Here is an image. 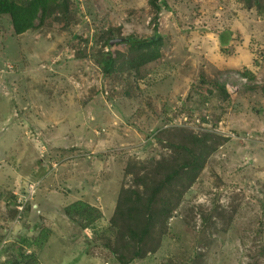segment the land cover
I'll return each instance as SVG.
<instances>
[{
	"label": "rangeland",
	"instance_id": "rangeland-1",
	"mask_svg": "<svg viewBox=\"0 0 264 264\" xmlns=\"http://www.w3.org/2000/svg\"><path fill=\"white\" fill-rule=\"evenodd\" d=\"M151 1L50 0L22 35L0 16V264H264V15L243 0ZM108 69L135 73L141 96ZM177 131L207 140L198 179L137 258L143 244L111 220L124 189L148 197L128 167L188 159ZM218 131L237 138L216 146ZM81 202L91 224L67 214Z\"/></svg>",
	"mask_w": 264,
	"mask_h": 264
},
{
	"label": "trees",
	"instance_id": "trees-1",
	"mask_svg": "<svg viewBox=\"0 0 264 264\" xmlns=\"http://www.w3.org/2000/svg\"><path fill=\"white\" fill-rule=\"evenodd\" d=\"M50 0H32L26 4H20L14 0H0V16L10 15L13 21V26L16 34L22 35L35 28V21L40 17L42 20L48 11ZM248 9L257 10L261 15H264V0H243ZM153 8H158V0H152ZM163 43V37H156L149 43L141 44V46H157ZM106 79L115 81L116 85L122 87L124 96L132 99L139 98L142 94V89L139 85L137 75L131 71L117 72L115 75L111 71L106 70ZM225 98H229L231 93L226 86L218 87ZM177 135L184 142L191 144L186 146L178 144L177 147L183 150L185 157H188L183 162H160V167L151 171H133L132 167H128V174L136 176L144 186L145 191H149L145 201L133 197L137 196V192L123 190L120 195L118 207L111 223L118 237H121L128 229L131 237L143 244L142 249L136 254L137 258L142 257L145 253L144 247L148 238L154 237L153 229L159 226V240L168 233L169 227L167 223L174 213L179 209L182 201L189 189L193 187L198 179L197 174V150L206 146L207 140L198 139L193 133L177 131ZM216 146L223 145L229 141L227 137H218ZM181 155V156H182ZM175 157H178L176 154ZM84 203H76L67 210L70 215L71 211L76 210L80 216H85L83 219L91 224L92 214ZM204 210V209H202ZM89 214V216L86 215ZM73 222L79 224L77 218L70 217ZM138 219L135 226L132 225L133 219ZM207 222V221H206ZM262 223V222H260ZM259 223V224H260ZM81 225V224H80ZM120 225V230L117 226ZM110 238V237H109ZM117 238V237H116ZM124 244V243H123ZM114 250L112 253H117L119 246L113 244ZM126 246V244H125ZM122 261V260H121ZM14 264H38V258L35 255H26L18 259Z\"/></svg>",
	"mask_w": 264,
	"mask_h": 264
},
{
	"label": "built area",
	"instance_id": "built-area-1",
	"mask_svg": "<svg viewBox=\"0 0 264 264\" xmlns=\"http://www.w3.org/2000/svg\"><path fill=\"white\" fill-rule=\"evenodd\" d=\"M188 120L189 118H185V122L183 123V121H181L182 125H186V126H190V124H188ZM261 130V126L260 125H250L248 127H245V131H250V132H256V131H260ZM219 133L223 134V136L227 137V138H237V134H235L232 131H218ZM35 187L36 185H29V189L23 191L19 196L16 197V209L18 210V213L20 214V218L18 221V223L20 224V219L21 217H23L24 213L29 209L32 200L35 197ZM16 221V222H17ZM15 222V223H16ZM15 225L13 226V230L15 229Z\"/></svg>",
	"mask_w": 264,
	"mask_h": 264
}]
</instances>
